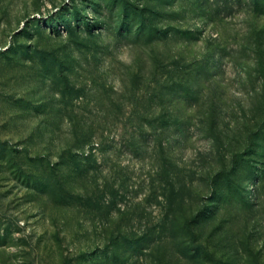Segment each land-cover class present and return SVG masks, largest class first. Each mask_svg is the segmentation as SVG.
<instances>
[{"label":"rangeland","instance_id":"1","mask_svg":"<svg viewBox=\"0 0 264 264\" xmlns=\"http://www.w3.org/2000/svg\"><path fill=\"white\" fill-rule=\"evenodd\" d=\"M0 264H264V0H0Z\"/></svg>","mask_w":264,"mask_h":264}]
</instances>
